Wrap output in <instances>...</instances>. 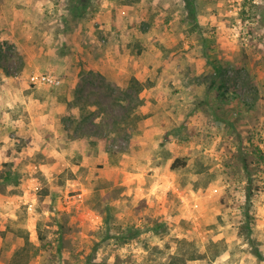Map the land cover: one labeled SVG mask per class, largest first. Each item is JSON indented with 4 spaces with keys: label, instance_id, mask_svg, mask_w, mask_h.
Instances as JSON below:
<instances>
[{
    "label": "rangeland",
    "instance_id": "rangeland-1",
    "mask_svg": "<svg viewBox=\"0 0 264 264\" xmlns=\"http://www.w3.org/2000/svg\"><path fill=\"white\" fill-rule=\"evenodd\" d=\"M257 148L264 0H0V264H264Z\"/></svg>",
    "mask_w": 264,
    "mask_h": 264
},
{
    "label": "built area",
    "instance_id": "built-area-1",
    "mask_svg": "<svg viewBox=\"0 0 264 264\" xmlns=\"http://www.w3.org/2000/svg\"><path fill=\"white\" fill-rule=\"evenodd\" d=\"M30 83L37 86L57 87L61 84V79L52 74L39 73L30 77Z\"/></svg>",
    "mask_w": 264,
    "mask_h": 264
},
{
    "label": "trees",
    "instance_id": "trees-1",
    "mask_svg": "<svg viewBox=\"0 0 264 264\" xmlns=\"http://www.w3.org/2000/svg\"><path fill=\"white\" fill-rule=\"evenodd\" d=\"M216 68H218V67L216 66ZM217 70H219V68ZM257 149H258L257 153L259 154L260 159L262 161H264V149H260V148H257ZM176 161L178 162V160H176ZM182 165L183 164H174L173 167L176 168V167H180ZM243 166H244L245 169H248V165H247L245 159L243 161ZM193 259H195L194 256L188 257V260H193ZM171 264H178V262H172Z\"/></svg>",
    "mask_w": 264,
    "mask_h": 264
},
{
    "label": "crops",
    "instance_id": "crops-1",
    "mask_svg": "<svg viewBox=\"0 0 264 264\" xmlns=\"http://www.w3.org/2000/svg\"><path fill=\"white\" fill-rule=\"evenodd\" d=\"M51 104H58L59 106H61V104L60 103H58V101H57V98H53V101H52V103ZM44 111V110H43ZM59 112L61 111V109L59 108V110H58ZM30 117L32 118V120L34 119V117H33V113L32 112H30ZM47 115H49V117H50V115L51 116H54L55 114H54V112H52V111H49L48 112V114ZM31 124H33V121L31 122ZM29 128H32L31 127V125H29ZM29 137L28 136H25V139H28ZM35 149H38V148H35ZM29 165H31L30 163H29Z\"/></svg>",
    "mask_w": 264,
    "mask_h": 264
}]
</instances>
